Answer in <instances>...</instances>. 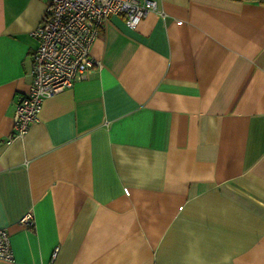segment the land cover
<instances>
[{"label":"crops","instance_id":"1","mask_svg":"<svg viewBox=\"0 0 264 264\" xmlns=\"http://www.w3.org/2000/svg\"><path fill=\"white\" fill-rule=\"evenodd\" d=\"M45 7L0 0V264L55 248L52 264H264V3L157 0L135 29L110 16L101 69L8 140Z\"/></svg>","mask_w":264,"mask_h":264},{"label":"built area","instance_id":"2","mask_svg":"<svg viewBox=\"0 0 264 264\" xmlns=\"http://www.w3.org/2000/svg\"><path fill=\"white\" fill-rule=\"evenodd\" d=\"M46 7L32 32L37 40L32 58V81L28 91L17 97L13 115V133L8 140L23 137L39 119L45 99L85 80L94 67L101 65L91 57V46L103 23L121 15L125 25L135 29L144 15L157 10V0H45ZM163 16L162 11L158 12ZM31 228V211L18 220ZM55 248L50 264L57 256ZM10 232L0 227V261L11 262Z\"/></svg>","mask_w":264,"mask_h":264},{"label":"trees","instance_id":"3","mask_svg":"<svg viewBox=\"0 0 264 264\" xmlns=\"http://www.w3.org/2000/svg\"><path fill=\"white\" fill-rule=\"evenodd\" d=\"M236 1H241V0H236ZM257 1L264 3V0H257Z\"/></svg>","mask_w":264,"mask_h":264}]
</instances>
